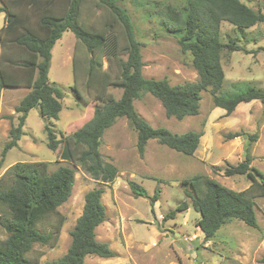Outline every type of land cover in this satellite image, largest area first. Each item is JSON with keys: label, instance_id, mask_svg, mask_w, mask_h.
Returning <instances> with one entry per match:
<instances>
[{"label": "rangeland", "instance_id": "obj_1", "mask_svg": "<svg viewBox=\"0 0 264 264\" xmlns=\"http://www.w3.org/2000/svg\"><path fill=\"white\" fill-rule=\"evenodd\" d=\"M242 1L264 12V0ZM184 2L121 0L135 24L137 38L143 44L145 77H166L172 84L199 79L191 52H183L178 38L162 23L161 13L166 4L181 6ZM4 13H0V28ZM102 21L94 2L86 1L82 8L83 25L96 30ZM220 37L224 43L232 42L242 47L237 50L225 47L221 52L225 79L220 95H234L250 87L264 90V22L239 27L222 21ZM110 53L111 49L106 47L94 55L72 31L62 34L52 48L49 72L51 81L65 93L59 117H43L38 107L33 108L26 118L25 133L19 145L10 149L3 161L1 153L11 139L9 131L18 123L17 99L5 102L0 114V177L18 161H47L49 172L60 165L75 168L72 194L58 207L65 222L57 244L51 247L37 243L30 257L38 264H45L66 253L72 241L71 231L83 211L86 193L94 187H102V201L107 213L106 219L96 228V237L108 242L115 256L87 255L86 264H264L260 262L264 258V198L255 200L257 227L235 218L224 223L211 240H205L196 224L201 214L185 193L189 186L182 183L184 178L202 174L235 190L247 188L251 183L247 175L227 176L224 172L228 165L244 160L247 147L253 158L251 164L264 172V104L260 100L242 102L228 115L224 108L215 107L210 92L203 90L199 113L183 119L167 116L161 101L151 93L135 100L140 115L155 127H166L178 133L202 131L200 145L193 155L150 139L141 156L137 131L126 117L118 118L102 137L103 172H90L84 162H73L66 141L59 144L56 151L47 146L46 123L60 132L58 137L67 136L92 117L105 94L121 96L122 89L109 84L115 76ZM74 57L79 60L76 75ZM94 57L101 63L96 67L103 77L99 84L89 83L86 71ZM8 108L12 114H8ZM235 131L248 135L256 133L257 137L251 141L247 135L228 139L227 134ZM109 168L115 169L111 178L107 177ZM132 181L145 192L136 193L131 187ZM153 196H156L155 200ZM183 202H187L188 207L177 209ZM176 209L173 217H166ZM5 237V229L0 223V239Z\"/></svg>", "mask_w": 264, "mask_h": 264}, {"label": "trees", "instance_id": "obj_2", "mask_svg": "<svg viewBox=\"0 0 264 264\" xmlns=\"http://www.w3.org/2000/svg\"><path fill=\"white\" fill-rule=\"evenodd\" d=\"M1 1L0 12H5L6 18L0 30V89L31 88L16 106L18 123L9 131L11 139L2 149L1 161L10 149L19 145L25 133L26 118L33 108L38 107L43 117H59L65 93L50 80L49 71L52 48L65 31H72L94 55L106 47L111 49L109 59L115 76L109 84L122 89L119 98L112 93L105 94L92 117L67 136L58 137L60 132L49 123L45 124L47 146L56 151L59 144L66 141L71 160L84 162L90 172L105 170L100 150L102 137L120 117L128 118L137 131L141 156L150 139L187 155H193L198 149L202 131L174 132L166 127H155L140 115L135 100L145 93H151L161 101L167 116L178 119L199 113L203 90H208L214 106L224 108L228 115L242 102L257 99L264 104V90L256 87L234 95H220L225 79L221 52L225 47L242 49L240 45L221 40L222 21L239 27L264 22V12L242 0H185L181 6H164L163 25L178 38L183 52H191L199 74L197 81L178 84H172L166 77L156 79L143 75V44L137 38L135 24L121 0H92L103 20L96 30L85 27L82 22L83 4L88 0ZM76 63L79 69V60L74 57L75 75ZM97 66H101L98 57L91 58L86 70L89 83L99 84L103 79ZM72 89L78 93L75 86ZM246 135L250 141L257 137L256 133L248 135L242 131L230 132L227 137ZM252 159L247 147L244 160L228 165L224 171L227 176L247 175L251 183L243 190L232 189L202 174L183 179L182 183L189 186L186 195L201 214L196 224L205 240H211L224 223L235 218L258 226L255 200L264 198V172L251 164ZM48 168L47 161H18L0 177V223L6 232L5 239H0V264H38L30 257L34 245L53 247L57 244L65 222L58 207L72 194L75 168L60 165L51 172ZM114 173L115 169L109 168L107 177H113ZM131 187L136 193L145 192L136 182L132 181ZM103 192L102 187H94L86 193L83 211L71 231L68 250L45 264H86L87 255L115 256L109 243L96 237V228L106 219L107 213L102 201ZM187 207V202H183L177 209ZM177 209L166 217H173ZM260 262L264 263V258Z\"/></svg>", "mask_w": 264, "mask_h": 264}, {"label": "crops", "instance_id": "obj_3", "mask_svg": "<svg viewBox=\"0 0 264 264\" xmlns=\"http://www.w3.org/2000/svg\"><path fill=\"white\" fill-rule=\"evenodd\" d=\"M2 12H0V13H2ZM5 18L6 17H5V13H4V22H5ZM4 22H3V24H4ZM0 51H1V44H0ZM50 80H51V78H50ZM30 89H31L30 87H4V88H1L0 89V114H1L2 110L4 109L5 102H7V101L12 102L10 99H12V100L17 99L16 101L19 104L21 99L30 91ZM8 114H12V111L10 109H9Z\"/></svg>", "mask_w": 264, "mask_h": 264}]
</instances>
